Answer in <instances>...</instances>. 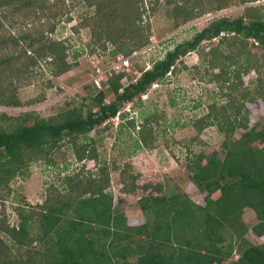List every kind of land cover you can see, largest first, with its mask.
<instances>
[{
    "label": "trees",
    "instance_id": "obj_1",
    "mask_svg": "<svg viewBox=\"0 0 264 264\" xmlns=\"http://www.w3.org/2000/svg\"><path fill=\"white\" fill-rule=\"evenodd\" d=\"M49 1L0 0V105H20L16 88L22 81L43 76L38 67L41 62L54 77L77 65L67 61L68 40L51 36L59 23L57 18L65 13V0ZM160 1L165 3L175 28L203 14L204 6L193 4L188 8L189 0H84L95 13L84 16L73 29L78 32L80 25L89 26L92 41L98 44L91 50L105 48L108 43L115 46L113 55L129 57L149 43L148 26L141 24L143 5L148 3L153 12ZM214 1V10L228 6V0ZM257 1L260 0H238V3ZM208 4L211 7V2ZM253 12L254 8L248 7L234 19L212 20L192 39L177 44L162 59L153 61L151 69L139 68V77L127 85L122 83L123 72H113L103 84L114 96L112 102H104L105 92L101 90L91 96L86 112L82 107L67 105L48 118L35 112L21 113L16 118L1 113L0 122H10L0 125V191L4 192L16 176L25 173L29 162L47 159L65 139L79 161L95 160V149H88L93 141L88 144L78 140H86L96 127L114 118L124 103L132 102L151 85L176 73L181 58L197 51L202 42L219 37V46L228 50L232 47L229 54L210 52L212 68L218 66L217 60L225 63L212 80L226 101L212 103L207 114L193 122L197 133L211 125L224 135L222 159L215 151L208 155L200 153L187 166L191 182L205 193L203 205L182 193L162 194L160 184L139 186L133 176L128 183L121 172L119 192L123 197L148 188L159 193L138 199L145 223L129 227L118 208L124 198L110 192L108 169H102L100 179L76 173L63 179V190L57 187L47 190L43 203L33 210L18 206L17 226L10 227L0 220V233L19 250L27 251L12 254L0 237V264H129L130 254L136 255L137 264H264V121L259 129L249 127L246 108L247 103L257 100L264 104V81L256 79L252 90L242 83L243 74L252 70L258 73L261 68L245 42L254 40L255 46L264 51V19L252 15ZM13 16H22L24 24L28 22L15 33L9 30L17 25ZM231 66L236 70H230ZM233 72L235 75L231 76ZM129 125L134 128L132 120ZM148 126L145 122L139 132L140 142L146 146L151 130ZM237 130L243 132L233 139ZM245 209L253 210L257 219L251 229L261 241L259 245L246 238L248 228L242 220ZM33 243L42 248H33Z\"/></svg>",
    "mask_w": 264,
    "mask_h": 264
},
{
    "label": "rangeland",
    "instance_id": "obj_2",
    "mask_svg": "<svg viewBox=\"0 0 264 264\" xmlns=\"http://www.w3.org/2000/svg\"><path fill=\"white\" fill-rule=\"evenodd\" d=\"M73 3L76 5L73 6ZM65 4V13L57 18L56 22L59 20V23L51 36L57 40H68L67 61L76 62L77 65L67 73L54 77L48 71L49 67L41 62L38 67L43 71V76L22 81L15 91L20 105L15 107L0 105V114L16 118L21 113L35 112L39 117L48 118L58 114L67 105L70 108L82 107L86 112L91 96L97 91L105 92L106 104L113 101L114 96L103 85L105 78L113 72L125 74L122 79L124 85L133 82L139 77V68H147L151 62L163 58L165 53L177 44L192 39L196 32L205 28L212 20L222 17L234 19L242 15L244 9L248 7L254 8L255 12L252 15L264 19V0L245 5L238 3V0H228V6L219 10L213 9L216 5L214 0H189L188 8L193 4L197 6L202 4L203 14L175 28L163 1L158 3L153 12L145 2L141 24L144 27L148 26L149 43L136 50L137 55L131 57L129 66L125 67L120 64V60L128 57L113 55L115 46L107 43L105 48L97 47L91 50L93 45L96 47L98 44L92 41L89 26L80 25L78 32L73 29L77 28L84 16L91 17L95 13L94 8L88 7L84 0H65ZM12 18L17 20V25L9 28L14 33L28 23L24 24L22 16ZM67 18L70 20L67 21ZM41 21H46V18L43 17ZM219 39L218 37L202 42L197 51H192L181 58L176 73L151 85L144 95L132 102L124 103L114 119H108L104 125L96 127L87 135L86 140L83 138L78 140L79 143L86 141L88 144L93 141V146L89 145L88 149L90 147L95 149L97 156L95 160L79 161L65 139L47 159L29 162L25 173L16 176L8 184L7 190L0 191V220L6 221L10 227L17 226L18 216L15 209L18 206L25 210H33L36 205L43 203L47 190L55 187L58 190L64 189L65 177L81 173L83 176L100 179L105 168L110 174V192L116 197L123 196L119 192L120 173L123 172L122 178L128 183L133 176L139 186L160 184L163 186L162 194L182 193L189 196L194 203L203 205L205 193L199 192L193 185L187 166L194 156L200 153L208 155L215 151L219 159L223 158L221 147L224 141L223 133H220L216 126H207L199 133L193 127V122L204 117L212 103L221 104L226 101L212 80L213 75L218 74L220 67L225 63L217 60L218 66L212 68L209 65L211 50L216 52L218 50L223 54H229L232 50V47L228 50L224 46H219ZM252 44L254 45H251V40L245 42L246 48L255 56L261 68L258 73L252 70L242 75L243 86L249 90L255 88L256 79L264 81V51L255 46V43ZM230 70L236 68L231 66ZM230 74L235 75L234 72ZM99 80L100 88L96 86ZM49 84L50 88L47 87ZM246 108L249 111V127L259 129L264 121L263 102L257 100L255 103H247ZM131 120L134 122V128L129 125ZM145 122L149 123L147 128H151V133L148 131L150 137L147 138L149 139L147 146L141 143L139 138L140 129ZM9 123L0 122V125ZM242 132L235 131L233 139H238ZM151 194L158 196L159 193L153 192L151 188L146 191L137 190L132 198L123 197L125 198L123 202L130 198L131 204L139 205L137 199ZM246 220L250 225L247 217ZM33 230H36L35 226ZM0 237L12 254L24 252L27 254L26 249L19 250L5 234L0 233ZM246 238L253 244H259V239L252 231L247 232ZM32 247L42 248L36 243H33ZM34 256L38 257L37 254ZM236 258L235 255L234 260ZM130 262L129 264H137L136 258Z\"/></svg>",
    "mask_w": 264,
    "mask_h": 264
},
{
    "label": "crops",
    "instance_id": "obj_3",
    "mask_svg": "<svg viewBox=\"0 0 264 264\" xmlns=\"http://www.w3.org/2000/svg\"><path fill=\"white\" fill-rule=\"evenodd\" d=\"M133 196L134 195L124 196V197H130V198H132ZM130 198H129V200H126L125 203L122 202V204H120L118 206L119 211L124 214V216L126 218V224H127V226H129V227H139V226H142L145 223V215L141 211L140 206L137 204L138 199L136 201V204L138 205L137 206L134 203L131 204L130 201H132V200H130ZM141 217L143 219H141ZM246 217L248 218V222L250 223V225L247 224ZM242 220H243V223H244L245 227L248 228V232L249 231H252L251 227L254 226L257 223V219L255 217V214H254L253 210H251V209H245L244 210L243 215H242ZM259 244H261V241L260 240H259ZM135 258H136V255L130 254L127 257L128 263H131L130 261H133V259H135Z\"/></svg>",
    "mask_w": 264,
    "mask_h": 264
},
{
    "label": "built area",
    "instance_id": "obj_4",
    "mask_svg": "<svg viewBox=\"0 0 264 264\" xmlns=\"http://www.w3.org/2000/svg\"><path fill=\"white\" fill-rule=\"evenodd\" d=\"M221 35H223V34H221ZM216 39V38H215ZM252 42H254L255 44H257L254 40H251ZM137 51H134V52H132V54L128 57V58H125L124 60H120V64H122L123 66H125V67H128L129 66V59L131 58V57H135L136 55H137ZM151 66H152V63H150V65H148L147 66V68L145 67L144 68V71H146V70H149V69H151ZM116 68H118V66H116ZM140 75V74H139ZM106 79V78H105ZM96 82V81H95ZM96 86L98 87V88H100V80H99V82L97 81L96 82ZM104 125V124H103Z\"/></svg>",
    "mask_w": 264,
    "mask_h": 264
},
{
    "label": "clouds",
    "instance_id": "obj_5",
    "mask_svg": "<svg viewBox=\"0 0 264 264\" xmlns=\"http://www.w3.org/2000/svg\"><path fill=\"white\" fill-rule=\"evenodd\" d=\"M162 59V58H161ZM158 60H160V59H158ZM156 61V60H155ZM151 63H153V62H151ZM147 71V70H146ZM116 117V116H115ZM111 119H114V118H111Z\"/></svg>",
    "mask_w": 264,
    "mask_h": 264
}]
</instances>
